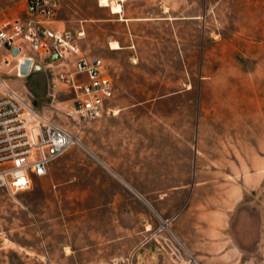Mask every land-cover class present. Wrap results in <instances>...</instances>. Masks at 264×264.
Instances as JSON below:
<instances>
[{"label":"rangeland","instance_id":"374dc122","mask_svg":"<svg viewBox=\"0 0 264 264\" xmlns=\"http://www.w3.org/2000/svg\"><path fill=\"white\" fill-rule=\"evenodd\" d=\"M111 2L59 0L54 24L104 59L114 112L79 118L69 86L0 54V94L75 137L27 189L0 187V264H139L170 232L198 264H264V0Z\"/></svg>","mask_w":264,"mask_h":264},{"label":"built area","instance_id":"2783aa9c","mask_svg":"<svg viewBox=\"0 0 264 264\" xmlns=\"http://www.w3.org/2000/svg\"><path fill=\"white\" fill-rule=\"evenodd\" d=\"M22 14L0 20V54L8 62L12 46L16 64L30 58V71H49L74 92L73 110L79 118H98L114 112L115 85L104 59L81 49L82 28L54 24L59 0H22ZM56 54V58L53 55ZM39 66V69L35 68ZM29 71V72H30ZM32 105L16 90L0 94V187L10 193L27 189L33 176H43L49 165L72 143L74 134L43 115L25 114ZM28 113V112H27ZM175 264H198L196 257L181 252L170 232L156 239Z\"/></svg>","mask_w":264,"mask_h":264},{"label":"crops","instance_id":"0c3cea01","mask_svg":"<svg viewBox=\"0 0 264 264\" xmlns=\"http://www.w3.org/2000/svg\"><path fill=\"white\" fill-rule=\"evenodd\" d=\"M152 246L153 244L151 243L143 246V248L142 247L138 248L137 255L139 257L138 256L137 257L141 260L139 264H174L170 259L169 255L166 256L162 251H159L156 248L155 250H153Z\"/></svg>","mask_w":264,"mask_h":264},{"label":"bare ground","instance_id":"6f19581e","mask_svg":"<svg viewBox=\"0 0 264 264\" xmlns=\"http://www.w3.org/2000/svg\"><path fill=\"white\" fill-rule=\"evenodd\" d=\"M100 5H103V6L108 5L111 8V11L114 12V13H120L122 11L121 3H118V2L117 3H114V2L112 3V2H110V0H100ZM111 45H112V48H119L120 47V45H119V43L117 41L112 42ZM13 56H17V55H13ZM18 58H21V57L18 55ZM18 73H20L22 75H26L24 73H21L20 70H18ZM3 86L7 87V85L4 84V83H3ZM25 114H28L29 116H31V115H36V112H35L34 109L33 110L28 109V111H26ZM177 240L179 241L178 238H177Z\"/></svg>","mask_w":264,"mask_h":264},{"label":"water","instance_id":"95a60500","mask_svg":"<svg viewBox=\"0 0 264 264\" xmlns=\"http://www.w3.org/2000/svg\"><path fill=\"white\" fill-rule=\"evenodd\" d=\"M19 51V48L17 46H12V54H17ZM56 54L53 55V58H56ZM30 63L31 59L30 58H25L23 62L20 63L19 65V70L21 73L28 74L30 71ZM36 69H39L38 65H35Z\"/></svg>","mask_w":264,"mask_h":264}]
</instances>
